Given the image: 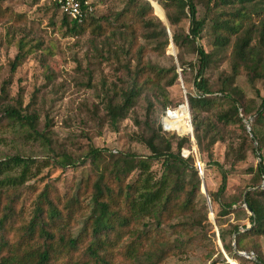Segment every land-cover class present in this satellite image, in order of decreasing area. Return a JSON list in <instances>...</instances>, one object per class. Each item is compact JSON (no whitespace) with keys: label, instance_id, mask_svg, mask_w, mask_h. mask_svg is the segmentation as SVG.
Segmentation results:
<instances>
[{"label":"trees","instance_id":"trees-1","mask_svg":"<svg viewBox=\"0 0 264 264\" xmlns=\"http://www.w3.org/2000/svg\"><path fill=\"white\" fill-rule=\"evenodd\" d=\"M33 1L37 3L39 0ZM46 1L62 15L60 25L65 27L66 35L78 36L89 31L97 37L109 31L111 24L106 22L107 27L103 26L105 20L103 16H96L93 0H90L93 12L81 22L72 21L54 3ZM156 1L164 11L168 26L154 13L148 0H126L123 9L114 13V20L124 28L123 41L128 43V48L136 39V28L143 39L154 43L153 51L156 52L162 53L171 39L178 48L176 61L182 73L186 66L192 65L185 60L183 51L197 54L195 89L193 92L186 90L197 159L205 168L212 164L220 172L217 190L211 192L206 187L211 203L220 207L219 216L234 213L232 206L237 202L252 211L247 215L250 227L243 224L240 229L238 224H230L229 229H223L219 225L218 239L223 250L218 254L222 264H229L223 258L224 253L238 264H243L232 246L227 244L226 235L232 236L237 250H246L247 240L254 243L264 234V188H258L261 179L264 180V160L260 153L264 148V133L259 137L252 133V139H249L243 121L254 113L252 123L263 129L264 97L253 109L252 100L246 99L232 86V80L242 64L251 79L256 77L264 81V0H206V15L203 18L197 17L199 0ZM184 21H187L186 27ZM206 22L211 23V52L200 43ZM228 47L232 73L225 77L220 91L212 92L204 73L212 64V54H219ZM25 48L26 44L20 40L11 72L20 64V58L27 54ZM93 48L95 54L102 57L100 45L94 44ZM143 51V47L136 49L134 57L137 64L118 99L114 97L115 89H112L110 97L105 95V116L110 125H118L127 118L146 84L155 82L158 85L159 80L165 79L166 86H172L177 81L175 65L171 70H155L142 62ZM10 83L11 78L4 82L2 94H6L5 86ZM163 97L164 102L169 101L168 95ZM221 97L227 100L228 106L210 115L211 108ZM29 104L23 107L19 91L14 105L3 110L4 115L26 126V135L49 141L45 132L37 131L38 116L34 111L27 112ZM133 121L141 132L131 136V140L142 143L150 152L147 156L118 152L102 158V149L89 142L84 160L90 159L93 166L90 172L74 186L66 185L64 191L46 185L37 193L30 212H25L22 195L31 188L27 182L39 172L40 166L37 164L33 168L36 161L20 155L0 159V264H160L176 248V244L161 241L156 231L169 219L192 213L195 210L194 199L203 193V180L195 168L196 157L192 153L186 157L181 155L183 149H191L190 138L162 134L151 108L147 109L142 119L134 117ZM228 124H237L243 135L236 145H226L224 162L229 160L231 168L245 159L248 150L258 152L260 161L255 167L248 168L252 182L247 184L241 196L221 203L228 170L224 168V162L214 160L213 148L225 141ZM253 141H256L258 149L252 146ZM156 162L161 165L158 177L153 170ZM58 164L61 167H76L75 160L64 153L59 155ZM123 205L125 211L122 210ZM87 210L81 228L74 235L71 229L75 218L83 216ZM242 211L246 213L247 209ZM144 219L152 221L154 226L151 223L148 225ZM200 224L199 220L189 223L190 227H200ZM178 226L172 225L174 232H179L175 231ZM253 248L256 258L251 264H264L259 247L254 245ZM251 253L253 251H250L249 257H252Z\"/></svg>","mask_w":264,"mask_h":264},{"label":"rangeland","instance_id":"rangeland-1","mask_svg":"<svg viewBox=\"0 0 264 264\" xmlns=\"http://www.w3.org/2000/svg\"><path fill=\"white\" fill-rule=\"evenodd\" d=\"M205 1L198 2L199 18L206 15ZM93 3L96 16H103L105 20L102 22L103 26L107 27L106 22L111 24L105 35L97 37L92 36L89 31L78 36L66 35L65 27L60 25L62 15L46 0H39L37 3L33 0H0V159L20 155L35 160L33 168L37 164L40 166L39 172L27 182L31 188L25 190L22 195L25 212L31 211L37 193L46 185H53L64 191L66 185L74 186L81 177L90 172L93 168L90 159L84 160L89 142L95 148L102 149V158H107L110 154L116 155L118 152H133L139 156H147L149 150L142 143L131 140V136L141 132L133 118L142 119L147 109L151 108L161 133L166 136L176 134L163 131L160 116L166 106L178 107L185 103L184 90L193 92L195 89L194 78L198 65L196 53L183 51L185 60L192 65L186 66L182 73L176 61L178 48L171 39L162 53L156 52L153 51L154 43L143 39L140 30L136 28L134 33L136 39L128 48V43L123 41L124 28L120 26V22L114 20V13L123 9L126 0H93ZM152 6L154 13L165 22L166 17L159 3L153 1ZM210 24L206 22L200 43L211 52L213 48L209 45ZM183 25L186 27L187 21H184ZM112 32L114 33L111 34ZM20 40L26 44L27 54L20 58V64L11 72L12 61L18 52ZM94 44L100 45L102 57L95 54ZM139 47L144 49L142 62L153 69L171 70L175 65L177 81L172 86H166L165 79L159 80L158 85L155 82L146 84L127 118L118 125H110L105 116V95L110 97L112 89H115L114 97L118 99L120 91L125 88L128 77L137 64L134 54ZM30 49L32 52H29ZM231 73L228 47L219 54H212V64L205 71L204 77L210 90L216 92L220 91L225 77ZM8 78H11V83L5 86L4 95L1 88ZM232 86L244 94L246 99L252 100L253 109L258 107L264 97V81L256 77L251 79L248 70L242 64L234 75ZM19 91L23 107L30 103L27 112L34 111L38 116L37 131L45 132L49 141L26 135L24 131L26 126L23 127L4 115L3 110L9 105H14ZM165 94L171 102H164ZM217 101V105L211 108L210 115L228 106L227 100L222 97ZM188 111L192 126L189 105ZM253 118L254 113L243 120L249 139H252V133L258 137L264 133V127L262 129L252 123ZM242 135L237 124H228L225 127V141L215 144L213 148L214 160L223 163L226 159V145L228 143L236 145ZM252 146L258 149L256 141L252 142ZM61 153L70 155L75 160L76 167H61L58 164ZM260 153L264 160V148ZM202 157L206 160L204 155ZM101 161L100 158V164ZM259 161L258 152L248 150L245 159L236 162L233 167L230 168L229 160L224 162L228 178L225 193L220 199L221 203L231 202L241 196L247 184L252 182V174L248 172V168L255 167ZM153 170L158 177L161 173L159 162L153 165ZM203 173L205 187L201 189L205 193L194 199L195 210L184 217L178 215L169 219L156 231L161 241L176 244V248L160 264H222V258L218 254L223 250L218 239L219 225L223 229H229L230 224H238L242 229L243 224L247 226L249 224L247 218L249 212L244 213L242 209L246 210L245 205L238 202L232 206L234 213L227 216L218 215L220 207L210 200L208 202L206 187L211 192L217 190L221 179L220 172L211 164L207 168L204 165ZM258 188L260 190L264 188V180L261 179ZM122 210H126L125 205L122 206ZM87 213L88 210L83 216L75 218L71 229L74 235L81 228ZM192 220H199L200 227L196 225L190 227L189 223ZM144 221L154 226L152 221L148 219ZM172 225H179L175 229L179 232H174ZM183 227L185 230H182ZM151 231L154 232L153 227ZM226 242L232 246L243 264H251L256 258L254 245L259 247L264 258V234L254 243L247 240L246 250H237L230 235H226ZM250 251H253V257H249ZM225 254L229 257L227 253ZM223 258L227 260L224 254ZM229 258L231 264H238Z\"/></svg>","mask_w":264,"mask_h":264},{"label":"built area","instance_id":"built-area-1","mask_svg":"<svg viewBox=\"0 0 264 264\" xmlns=\"http://www.w3.org/2000/svg\"><path fill=\"white\" fill-rule=\"evenodd\" d=\"M48 1L51 3H54L62 13L67 15L72 21H76V22L83 21L85 19V17H87L88 15H90L93 12V6L91 5L90 0H48ZM182 87L184 88L183 85H182ZM184 95H185V99H184L185 103H182L180 105L186 104V106L188 108V101L186 98V91L185 90H184ZM176 109H177V107L167 106L163 110V112L160 116L161 127H162L163 131H166V132H174L179 136H183V135L189 136L190 142H191V149L190 150L183 149L181 152V155L183 157H186L189 153H192L196 157L195 168H196V170L199 171V175L201 177L203 174L204 164H202L197 159V152H196V147H195V143H194L193 131H192L190 118H189L190 131H189V133H186V134H182V133L178 132V130L175 128V126H173L169 123V120L171 119L170 114H171V112H174Z\"/></svg>","mask_w":264,"mask_h":264},{"label":"bare ground","instance_id":"bare-ground-1","mask_svg":"<svg viewBox=\"0 0 264 264\" xmlns=\"http://www.w3.org/2000/svg\"><path fill=\"white\" fill-rule=\"evenodd\" d=\"M153 1L157 2L156 0H150L151 4L153 5ZM158 3V2H157ZM171 119L169 123L178 130V132L182 134L189 133L190 125H189V111L186 104L180 105L174 112L170 114Z\"/></svg>","mask_w":264,"mask_h":264},{"label":"water","instance_id":"water-1","mask_svg":"<svg viewBox=\"0 0 264 264\" xmlns=\"http://www.w3.org/2000/svg\"><path fill=\"white\" fill-rule=\"evenodd\" d=\"M148 1L150 2V0H148ZM150 3H151V2H150ZM164 23H165L166 26H168V22H167V20H166ZM201 178H202V176H201ZM202 187H205L203 181H202V184H201V188H202ZM204 189H205V188H204ZM203 193H205V191H203ZM207 199H208V202H209V198H208V197H207ZM245 207H246L247 211L249 212V214H252L251 209H250L249 207H247L246 205H245ZM248 227H249V226H248ZM224 255H225V257L227 258V262H228L229 264H231L230 258H229L225 253H224ZM251 255H252V257L254 256L253 253H251Z\"/></svg>","mask_w":264,"mask_h":264}]
</instances>
